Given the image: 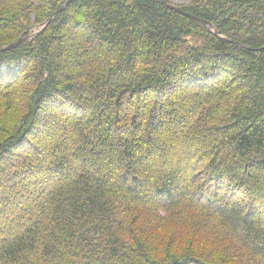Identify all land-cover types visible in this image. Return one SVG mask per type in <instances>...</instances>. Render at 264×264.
<instances>
[{"label": "trees", "instance_id": "1", "mask_svg": "<svg viewBox=\"0 0 264 264\" xmlns=\"http://www.w3.org/2000/svg\"><path fill=\"white\" fill-rule=\"evenodd\" d=\"M65 1L0 0V264H264V0Z\"/></svg>", "mask_w": 264, "mask_h": 264}, {"label": "water", "instance_id": "2", "mask_svg": "<svg viewBox=\"0 0 264 264\" xmlns=\"http://www.w3.org/2000/svg\"><path fill=\"white\" fill-rule=\"evenodd\" d=\"M75 0H66L64 3H62L53 13L52 15L45 21V23H43L41 26H40V30L43 29L55 16L59 15L61 12L65 11L69 5ZM160 1L166 8L168 9H171L175 12H177L178 14L192 20V21H195L196 23H199V24H202L204 26H206L208 28L209 31H211V28H212V23L207 21V20H204V19H201L195 15H192L190 13H188L187 11H184L183 9L179 8L177 5H174V4H171V3H168L164 0H158ZM223 39V38H222ZM24 38H19L17 41L11 43V44H8L7 46H4V47H1L0 48V51H9V50H12L16 47H18L19 45H21L23 42H24ZM232 43H235V44H238V42H234V41H231ZM257 51H263L264 50V47H259V48H256Z\"/></svg>", "mask_w": 264, "mask_h": 264}, {"label": "rangeland", "instance_id": "3", "mask_svg": "<svg viewBox=\"0 0 264 264\" xmlns=\"http://www.w3.org/2000/svg\"><path fill=\"white\" fill-rule=\"evenodd\" d=\"M172 2L174 3V4H177V5H182L183 3H186V2H188V0H172ZM34 31H35V29H34ZM68 40V39H67ZM94 44H93V42H90V43H88V48H91L92 46H93ZM65 47H69V46H65ZM71 59H72V57H71ZM171 98V97H170ZM169 98V99H170ZM180 150H183V147H181V148H179ZM203 180L204 179H202L200 182H203ZM165 231L168 229V227H164L163 228ZM144 232V230H142V233ZM141 233V234H142Z\"/></svg>", "mask_w": 264, "mask_h": 264}]
</instances>
